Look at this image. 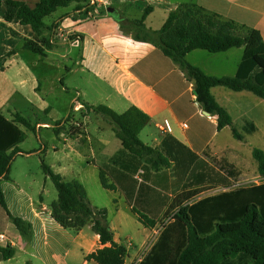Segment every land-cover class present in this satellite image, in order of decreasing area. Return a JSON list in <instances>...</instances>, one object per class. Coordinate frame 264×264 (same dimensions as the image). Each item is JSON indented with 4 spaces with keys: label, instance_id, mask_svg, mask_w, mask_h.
Returning <instances> with one entry per match:
<instances>
[{
    "label": "crops",
    "instance_id": "1",
    "mask_svg": "<svg viewBox=\"0 0 264 264\" xmlns=\"http://www.w3.org/2000/svg\"><path fill=\"white\" fill-rule=\"evenodd\" d=\"M9 1L0 0V113L9 120L15 114H20L36 127L39 147L26 150L23 148L25 140L20 148L32 153L22 157L44 156L47 159L50 154L49 143H45L40 131L44 129L55 135L51 150L59 167L65 172L62 173L64 179L78 181L85 187L93 206L108 210L107 221L114 239L128 250L125 264L141 262L148 252L135 256L130 261L131 248L119 238L115 223L127 236V242L131 243L137 228L142 235L141 245L148 246L156 228L165 220L167 211L180 194L205 190L214 185H218L216 188L219 189L226 180L230 184H236L231 186L234 189L240 187L239 183L250 175L254 176L250 183H264L251 145L246 146L242 142L234 145L232 141L235 138L230 128L219 131L217 117L205 112L197 101L194 81L188 79L179 65L164 55L158 46L137 41L131 35L124 34L119 23L108 14V7L101 6L96 13L91 5H83L78 10L74 3L47 19V23L51 24L68 14L60 27L66 37H69L71 48H78L80 55L75 68H65L70 73H80L82 84L93 89L100 102H103L102 105L120 114L134 106L147 114L150 123L140 133L141 141L152 148H159L167 139V145L177 152L180 163L172 161L170 168L158 173L149 171L147 179L140 177L139 174L144 172L142 165L124 151L122 142L116 137L114 125L93 112L84 115V130L77 134L79 138H66L64 131L58 133L54 124H63L71 111V104L80 100L82 105H97L81 101L87 92L79 90L77 86L67 116L62 119L52 117L55 109L43 90L44 77L38 70L46 66L52 56L54 61L63 65L65 60L73 59L65 54H56L55 49L46 51V57L26 49L25 43L37 42V36L30 26L5 18L11 9ZM12 1L23 2L34 8L40 0ZM106 1L131 21L140 20L145 10L151 8L144 23L147 28L155 31L163 27L172 11L183 5L197 4L259 30L264 40V0ZM217 54L220 53L194 50L187 55V61L209 76L235 77L243 54L231 66L224 63L229 61L227 58L216 60ZM62 89L67 91L65 84ZM211 92L217 103L233 118L234 126L245 139L251 140L252 146L264 151V102L254 99L257 96L251 92H236L223 86L214 87ZM34 114L45 116L43 120L36 122L31 119ZM93 119H96V124ZM166 120L172 125L170 133L161 129ZM19 126L24 132L27 129ZM230 137L232 141L229 140ZM170 138H174L183 147ZM80 139H84L86 143L78 144L75 153L76 157L85 159V165L75 163V156L69 147L70 144L84 141ZM19 156L21 155L16 158ZM101 169L114 190L102 187ZM3 181L14 182L19 186L18 183L9 176V179L2 180L1 187L11 215L23 219L30 225L31 231L26 236L21 235L6 211L0 207V234L14 242L12 247L15 250L14 257L7 261L0 252V264H97L87 257L103 246L90 226L79 232L63 229L53 219L51 207L46 204L43 196L38 205L23 189L17 190L12 186L5 188ZM99 185L105 194L100 192ZM133 207L157 220V226L153 229L146 228L140 222L138 214L133 212ZM0 246L7 247L8 244L0 243Z\"/></svg>",
    "mask_w": 264,
    "mask_h": 264
},
{
    "label": "trees",
    "instance_id": "2",
    "mask_svg": "<svg viewBox=\"0 0 264 264\" xmlns=\"http://www.w3.org/2000/svg\"><path fill=\"white\" fill-rule=\"evenodd\" d=\"M74 3L81 10L83 5H89V0H40L34 8L23 2L10 0L8 4L11 9L5 18L30 26L37 36V42H26L25 48L46 57V51L53 47L52 33L68 14L51 24L47 23V19L58 10L68 8ZM150 12L151 8H148L140 20L132 21L117 10L109 15L119 23L124 34L131 35L137 41L158 46L164 55L178 64L187 78L194 81L199 105L205 112L217 117L218 130L230 128L236 140L245 141L244 135L234 126L233 118L217 103L211 90L223 86L236 92L248 91L264 101V40L261 32L197 4L183 5L172 11L163 27L155 31L147 28L144 23ZM126 24L129 30L126 29ZM234 48L244 49L235 77L209 76L187 61V55L194 50L224 53ZM60 83L64 86L63 79ZM84 107L86 113L91 111L102 115L114 125L116 137L122 142L124 151L142 165L144 172L139 174L140 177L147 179L149 171L158 173L166 170L172 166V161L180 163L177 152L167 145V139L159 148H152L141 141L140 133L150 123V117L137 107L133 106L121 114L106 105L84 104ZM19 125L32 131L36 128L20 114H15L9 120L0 113V205L20 234L26 236L31 231L30 225L11 215L1 187L2 180L9 179L14 158L32 153L24 152L20 148L26 140V133ZM170 139L183 147L174 138ZM252 154L258 162L259 174L264 178V151L254 148ZM42 168L58 192V199L50 206L53 219L63 229L74 232L90 226L99 236L103 247L87 259L97 264H125L128 250L115 241L107 221L108 210L93 206L85 187L78 181H66L44 161ZM100 180L104 189H115L108 184L102 169ZM231 186L226 180L222 185L226 191L201 199L197 197L203 191L218 185L177 196L165 219H171L185 231V245L177 259L169 264H264V183L234 189ZM133 212L138 214L140 222L146 228L153 229L157 226V220L138 212L134 207ZM168 243V229L164 227L141 264H163V252ZM0 252L6 261L15 255L11 245L0 246Z\"/></svg>",
    "mask_w": 264,
    "mask_h": 264
},
{
    "label": "rangeland",
    "instance_id": "3",
    "mask_svg": "<svg viewBox=\"0 0 264 264\" xmlns=\"http://www.w3.org/2000/svg\"><path fill=\"white\" fill-rule=\"evenodd\" d=\"M126 29L129 30V27L126 24ZM69 37H66V34L64 32L63 35H60L58 32V28L52 33L51 36V44L53 45L52 49H55L56 54H65L68 55L69 58L73 59H67L65 60V64H61L59 61H54L53 56L50 58V60L47 62L46 66H42L39 68V74L44 77L42 85L44 87V92L46 95H48L47 99L53 104L54 106V114L53 118L55 119H62L67 116V113L69 111V104L73 96H75V88L78 86V89L81 91H86L87 94L85 97L81 99L84 101H87L91 105H102L103 102H100L99 98L95 95L93 89H91L88 85H83L80 79V73H70L65 67L72 68L75 65V62L78 60L80 55V50L76 47H72L69 42ZM51 49V50H52ZM243 48H236L232 49L230 52L226 54H217L216 60H229L228 62H224L225 64H228V66H231L235 62L238 61V59L243 54ZM227 58V59H226ZM58 59V57H56ZM75 68V67H74ZM60 79H63V83L65 84L67 91L62 89V85L60 83ZM254 99L264 102L262 99L257 98L254 96ZM80 103V100H79ZM77 103L74 102L71 104V111L68 115V117L63 121V124L61 122L55 123L54 127H56V130L58 133L61 131H64L66 134V138L68 137L70 139H77L79 138L77 133L75 131L72 132L71 130L74 129L73 122L74 118L79 119V122H83L84 115H88L91 113V111L85 113L82 117L80 116V113L75 112L74 106ZM29 115V114H28ZM45 115H39L34 114L31 119L32 121L38 122L39 120H43ZM81 117V118H80ZM103 118V117H102ZM36 119V120H34ZM94 124L97 123L96 119H93ZM27 134V139L23 145V148L28 150L32 149L34 147H39L38 143V132L35 133V131H30L28 129H24ZM230 132V131H229ZM230 136L232 135L231 132L229 133ZM40 135L45 141V143H49L48 148L50 149L49 157L46 159L44 156H37L33 158L29 157H15L11 164V170H10V178H12L14 181L18 183L17 184L10 183V181H3V186L6 188L8 186H12V188H16L17 190L19 188L23 189V191L27 194V196L30 199H33L36 204L40 205V198L43 196L46 204L48 206H51V204L58 199V192L51 181V179L44 173L42 168V162L44 161L48 166H50L54 172L60 174L63 176L62 173L63 170L59 167L56 158L53 156V150H51V144L52 140L55 139V135L51 131L47 130H41ZM64 138V139H66ZM84 138V137H83ZM84 140V139H80ZM230 141L231 137L229 138ZM227 140L229 143L230 141ZM85 141V140H84ZM78 141L75 142L76 144H70L69 147L73 152V156L76 157L75 149H77L78 144L80 143L85 144L86 141ZM234 145H240L241 142L234 139L232 141ZM242 144H245L246 146L252 147V151L254 148H259L257 146H252V141L249 139H245V141L242 142ZM75 163L79 165H85V159L83 157H76ZM61 169V170H60ZM62 171V172H59ZM251 174H253L251 172ZM67 177H70L67 175ZM254 176L250 175L248 178L244 179L241 183H239V186L242 187H248L252 186L253 183H250V180H252ZM66 181H71V178H67ZM232 186L236 185L234 183H231ZM100 192L102 194H105L104 189H102L99 185ZM212 190L207 191L205 193H202L197 199L217 195L224 190V188H211ZM11 190L8 191V194L10 195ZM95 198L94 196H92ZM1 207V205H0ZM165 224V225H163ZM116 225V233L119 235V238L121 241L124 242L126 246H129L131 248V259L135 256H142L145 252H149L152 248V246L156 243L158 240L161 232L163 231L164 227L168 229V236H169V243L167 249L163 252L165 253V262L163 264H169L170 262H173L177 259L179 252L182 250V248L185 245V231L179 227L176 223H173L171 219H165L162 223L158 225L156 228V232L153 234V238L148 244V246H142V235L140 232L135 229V233L133 234V238L130 242H127L125 240V233L123 231H120L117 224ZM69 231V230H67ZM71 231V230H70ZM129 261V262H130ZM15 264V263H14ZM20 264V263H18ZM141 264V262H139Z\"/></svg>",
    "mask_w": 264,
    "mask_h": 264
},
{
    "label": "built area",
    "instance_id": "4",
    "mask_svg": "<svg viewBox=\"0 0 264 264\" xmlns=\"http://www.w3.org/2000/svg\"><path fill=\"white\" fill-rule=\"evenodd\" d=\"M89 5L93 6L96 9L95 12L98 13L99 7L103 6V7L107 8L111 5V3L106 1V0H89ZM60 26L61 25L59 24L58 32L60 35H63L64 30ZM76 103L77 104L74 106L75 112L80 113V116L84 115L86 113V109H85L84 105H82L78 101H76ZM73 126H74V129L71 130V134L73 131H75L77 134H81V131L84 130V122H82V121L79 122V119L74 118ZM161 129L170 133V132H172V125L168 120H166L164 122L163 126H161ZM0 243H7L8 245H11V246L14 245V242L12 240H10L4 234H0Z\"/></svg>",
    "mask_w": 264,
    "mask_h": 264
},
{
    "label": "water",
    "instance_id": "5",
    "mask_svg": "<svg viewBox=\"0 0 264 264\" xmlns=\"http://www.w3.org/2000/svg\"><path fill=\"white\" fill-rule=\"evenodd\" d=\"M115 11H116V9L114 8V7H108L107 8V12H108V14H112V13H115ZM197 94V93H196Z\"/></svg>",
    "mask_w": 264,
    "mask_h": 264
}]
</instances>
